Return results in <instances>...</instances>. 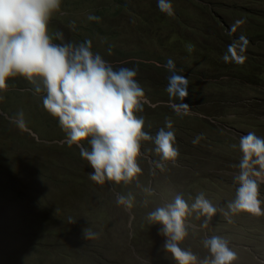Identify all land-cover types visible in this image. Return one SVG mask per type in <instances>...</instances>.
Listing matches in <instances>:
<instances>
[{"label": "rangeland", "instance_id": "374dc122", "mask_svg": "<svg viewBox=\"0 0 264 264\" xmlns=\"http://www.w3.org/2000/svg\"><path fill=\"white\" fill-rule=\"evenodd\" d=\"M170 2L171 14L157 0H62L49 22L54 43L90 41L114 69L136 70L144 130L155 136L172 121L178 156L163 169L152 141H142L138 180L97 184L44 109L43 93L21 77L0 91V264H176L163 250L161 225L146 215L177 193L189 204L204 193L217 208L207 228L204 217L187 218L182 248L202 259L204 238L218 235L237 253L233 264H264V214L221 212L237 187L232 145L249 132L264 138V0ZM19 111L23 130L11 122ZM129 192L130 210L116 203ZM260 192L264 202V182ZM88 227L97 238H84Z\"/></svg>", "mask_w": 264, "mask_h": 264}, {"label": "clouds", "instance_id": "9594fccd", "mask_svg": "<svg viewBox=\"0 0 264 264\" xmlns=\"http://www.w3.org/2000/svg\"><path fill=\"white\" fill-rule=\"evenodd\" d=\"M61 2L0 0V91L7 89L9 79L21 77L33 86L34 94L43 93L44 109L58 120L67 145L80 149L81 157L92 169L89 179L97 184L103 185L106 181L130 184L138 180L142 171L138 163L142 141H152L154 152L160 158L156 167L163 169V162L174 161L178 156L172 121L166 119L165 127L155 136L150 135L144 130V118L136 115L142 111L144 92L136 80L135 69H114L99 53H93L90 41L53 42L49 22L60 11ZM157 4L162 12L171 14L170 0H157ZM88 19L99 18L90 15ZM55 39L62 40V33H55ZM166 91L171 94L170 88ZM11 122L23 130L26 127L23 111L17 112ZM232 148L240 153L235 166L238 173L234 177L237 187L234 199L227 202L228 211L221 209V212L224 216L229 212L262 215L264 138L249 132ZM143 192L155 194L150 187H144ZM134 200L129 192L119 195L116 203L130 210ZM193 213L197 219L204 217L202 227L207 228L217 208L204 193H199L191 204L177 193L171 201L148 212L146 220L150 225H161L159 234L165 237L163 250L176 264H233L237 253L222 236L204 238L203 247L208 255L202 259L181 247L189 234L187 218ZM71 223L75 220L70 218ZM83 235L90 240L98 234L88 227Z\"/></svg>", "mask_w": 264, "mask_h": 264}, {"label": "trees", "instance_id": "16d2710c", "mask_svg": "<svg viewBox=\"0 0 264 264\" xmlns=\"http://www.w3.org/2000/svg\"><path fill=\"white\" fill-rule=\"evenodd\" d=\"M248 94H251L252 95V97L251 96H247L248 98H251L252 100H256V99H259V96L256 94V96H255V94H254V92H248ZM254 97H256V99H254ZM247 98V99H248ZM263 194V192H260V195H262ZM259 225H261V224H259ZM258 225V226H259ZM263 227H264V225H262ZM256 227L257 226H252L250 229H249V231L251 230V229H256ZM248 231V232H249ZM261 232H264V230H261ZM243 238H244V240H243V242L244 243H251V240H250V238L248 237V236H246V235H243L242 236Z\"/></svg>", "mask_w": 264, "mask_h": 264}]
</instances>
